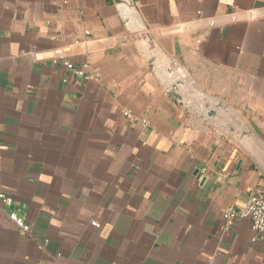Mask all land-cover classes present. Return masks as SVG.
<instances>
[{"label":"crops","instance_id":"1","mask_svg":"<svg viewBox=\"0 0 264 264\" xmlns=\"http://www.w3.org/2000/svg\"><path fill=\"white\" fill-rule=\"evenodd\" d=\"M133 1L162 50L264 139V0ZM261 188L163 91L112 0H0V264H264L250 223L222 220Z\"/></svg>","mask_w":264,"mask_h":264},{"label":"water","instance_id":"2","mask_svg":"<svg viewBox=\"0 0 264 264\" xmlns=\"http://www.w3.org/2000/svg\"><path fill=\"white\" fill-rule=\"evenodd\" d=\"M112 3L129 40L163 91L184 112L230 140L264 179V139L242 113L222 97L204 92L186 67L162 50L133 0H112Z\"/></svg>","mask_w":264,"mask_h":264},{"label":"built area","instance_id":"3","mask_svg":"<svg viewBox=\"0 0 264 264\" xmlns=\"http://www.w3.org/2000/svg\"><path fill=\"white\" fill-rule=\"evenodd\" d=\"M231 17V20H235V14L226 15ZM222 22V17H213L207 24L210 27L216 26ZM68 69H72L71 65L65 64ZM74 73L81 75L80 70H74ZM0 201L5 206H10L12 204V199L10 196L0 193ZM8 219L13 223L19 230L23 232L29 231V226L26 225L23 220L16 214L11 212L8 215ZM222 220L224 222V231H229L233 223L238 220H246L250 223L251 230L257 233L261 239H264V189H257L252 192L246 203L239 210L233 208H227L222 213ZM91 226L96 227V223L91 222Z\"/></svg>","mask_w":264,"mask_h":264},{"label":"trees","instance_id":"4","mask_svg":"<svg viewBox=\"0 0 264 264\" xmlns=\"http://www.w3.org/2000/svg\"><path fill=\"white\" fill-rule=\"evenodd\" d=\"M257 130V129H256ZM259 132V131H258Z\"/></svg>","mask_w":264,"mask_h":264}]
</instances>
